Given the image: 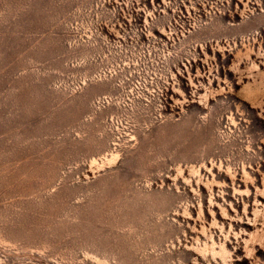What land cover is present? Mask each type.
I'll return each mask as SVG.
<instances>
[{
  "label": "rangeland",
  "instance_id": "obj_1",
  "mask_svg": "<svg viewBox=\"0 0 264 264\" xmlns=\"http://www.w3.org/2000/svg\"><path fill=\"white\" fill-rule=\"evenodd\" d=\"M0 264H264V0H0Z\"/></svg>",
  "mask_w": 264,
  "mask_h": 264
}]
</instances>
